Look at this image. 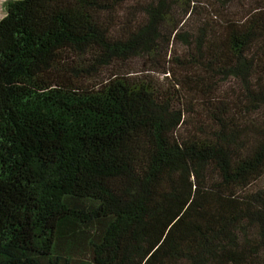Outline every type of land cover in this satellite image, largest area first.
<instances>
[{
    "label": "trees",
    "instance_id": "16d2710c",
    "mask_svg": "<svg viewBox=\"0 0 264 264\" xmlns=\"http://www.w3.org/2000/svg\"><path fill=\"white\" fill-rule=\"evenodd\" d=\"M0 264H264V0H9Z\"/></svg>",
    "mask_w": 264,
    "mask_h": 264
},
{
    "label": "rangeland",
    "instance_id": "374dc122",
    "mask_svg": "<svg viewBox=\"0 0 264 264\" xmlns=\"http://www.w3.org/2000/svg\"><path fill=\"white\" fill-rule=\"evenodd\" d=\"M9 0H0V20L6 15L5 3Z\"/></svg>",
    "mask_w": 264,
    "mask_h": 264
}]
</instances>
